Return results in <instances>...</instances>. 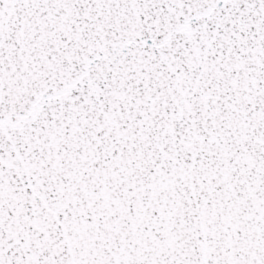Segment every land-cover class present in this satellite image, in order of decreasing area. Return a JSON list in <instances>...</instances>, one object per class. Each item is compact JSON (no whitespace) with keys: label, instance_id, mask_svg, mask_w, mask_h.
I'll use <instances>...</instances> for the list:
<instances>
[{"label":"snow or ice","instance_id":"6c2138e0","mask_svg":"<svg viewBox=\"0 0 264 264\" xmlns=\"http://www.w3.org/2000/svg\"><path fill=\"white\" fill-rule=\"evenodd\" d=\"M0 264H264V0H0Z\"/></svg>","mask_w":264,"mask_h":264}]
</instances>
